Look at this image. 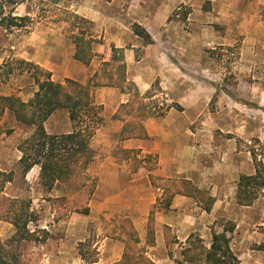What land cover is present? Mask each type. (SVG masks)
<instances>
[{
    "label": "rangeland",
    "instance_id": "374dc122",
    "mask_svg": "<svg viewBox=\"0 0 264 264\" xmlns=\"http://www.w3.org/2000/svg\"><path fill=\"white\" fill-rule=\"evenodd\" d=\"M78 1L80 0H0V20L3 16L25 18L22 22L18 21L25 25L23 27L7 28L0 24V97L14 96L25 103L33 98L37 90L31 75L33 71L28 65L19 63L21 60L50 71L56 82L64 83L71 79L67 75L75 73L73 65L77 49L74 38L78 35L95 41L91 46V61L85 64L90 65L93 59L96 63L101 62L93 76L101 74L103 65L112 61L113 49L117 50L115 55L118 57V63L114 65L125 64L123 50L113 45L109 61L102 62V55L95 53L94 45L103 42L99 38L102 28H97L94 22L77 13ZM101 1L106 3L105 7ZM101 1L93 0L89 8L93 11L111 10L112 15L107 19L106 25L113 33L127 32L125 21L129 17H125L126 14L131 11L139 12L141 20L138 21L148 24L149 37L157 43L147 46L145 43L148 44L151 39H138L141 40V45L137 57L145 54L143 47L147 51L152 50L154 55L157 54L155 52L160 53L157 54L158 62L165 61L174 67V71L167 70L168 76L175 75L180 78H176L178 81L186 78L193 87V93L188 97L190 102L183 104L207 105L202 112L188 114L193 120L190 130L196 143L200 145L205 141L207 145L227 149L235 147L238 152L249 153L255 165L260 162L264 164V3L260 0ZM135 26L138 25H131L134 32ZM139 28L143 29L141 26ZM38 61H48L52 70L41 66ZM110 69L118 76L122 74V70L115 67L104 71ZM170 77L167 78V85L160 84L157 79L146 93H141L126 78L133 87L126 86L124 90L118 88L129 95V101L121 106L128 104L130 107L121 109L120 106L113 119L131 123L129 129L132 133L135 131L144 135L139 138H148L144 122L166 117L169 110L179 106L172 94L173 80ZM119 83L122 84V81ZM95 87L107 86H92L93 103ZM168 99L172 102L167 103ZM61 110L66 109L56 111ZM127 112L130 114L126 115ZM107 121L109 119L103 117L101 124L95 127L94 137ZM0 125L3 129L0 134V171L11 178V182L5 185L4 194L10 198L30 201L32 208L25 229V240L18 242L15 239L17 229L6 220L0 221V238L4 243L10 244L9 249L15 255L17 263L23 264L25 253L33 246L47 243L49 239L62 234L57 229L65 225L60 223L61 225L55 226V223L72 218L79 220L90 213L89 204L96 188L88 201L85 200L77 209L66 205L63 184L58 183L52 191H48L41 183L39 166L33 167L26 174L23 171L24 167L20 163L22 153L18 147L33 130L19 123L8 109L2 112ZM119 139L122 140L121 134ZM91 142L89 147L93 158L95 155L102 156L103 151L100 148L93 150ZM118 158L127 161L133 171L141 165L152 171L157 164L156 156L149 154L137 158L133 151L120 150ZM91 163L86 173L96 182L97 187V177L88 171ZM149 179L152 183L151 174ZM262 195L263 191L257 199L261 200ZM161 204L157 206L163 208V203ZM154 213L151 212L149 219L154 217ZM119 216L122 215H117ZM57 217L59 220H56ZM96 240L91 232L89 239L76 246L75 257L84 264L97 260ZM256 247H264V243Z\"/></svg>",
    "mask_w": 264,
    "mask_h": 264
},
{
    "label": "crops",
    "instance_id": "0c3cea01",
    "mask_svg": "<svg viewBox=\"0 0 264 264\" xmlns=\"http://www.w3.org/2000/svg\"><path fill=\"white\" fill-rule=\"evenodd\" d=\"M92 1H78L77 13L94 22L97 28H102L99 38L103 42L94 45L95 53L102 55L101 61L111 59L113 45L123 50L127 81L134 83L141 93L151 89L157 79L162 85L169 84L167 70L174 71V67L165 61L158 62L160 53L155 52L158 55H154L152 50L147 51L143 47L145 54L137 57L141 45L138 39L141 37L132 30L131 25L136 23L150 35L148 24L138 21L141 20L139 12L126 14L125 17H129L125 21L127 32L113 33L106 25L112 15L111 10L93 11L89 8ZM260 1L264 3V0ZM101 2L105 7L106 3ZM150 39L145 44L156 45L157 42L152 37ZM37 63L52 70L48 61ZM100 63L93 59L90 65H85L75 59V73L71 72L67 77L85 85L98 71ZM176 78L172 75L169 79L173 80L172 94L179 106L169 110L166 117L144 122L148 138L120 140L125 123L113 119V116L122 104L129 101V95L118 87L94 88V103L102 106V115L109 121L97 130L91 142V148H100L103 154L95 155L88 170L98 179L89 204L90 213L79 220L72 218L55 223V226L60 223L65 225L57 229L62 234L49 239L47 243L33 246L25 253L23 264H84L75 257V250L79 243L90 238L91 232L97 238L95 247L98 252V259L91 264L119 263L128 242L113 224L117 215L131 221L139 236L137 246L153 264H191L182 256L191 237L198 236L209 250L213 234L222 233L230 238V248L239 264H264V249L256 247L264 243V191L261 200L257 199L249 206L240 205L236 196L240 176L256 174L255 162L249 153L238 152L235 147L227 149L207 145L205 141L200 145L196 143L190 130L193 120L188 114L202 112L207 105L183 104L190 102L188 97L192 95L193 87L186 78L179 81L177 79L180 78ZM44 127L47 133L54 135L73 132V123L67 110L55 111L45 121ZM120 150L136 152L137 158L152 154L157 157L156 167L148 171L141 165L133 171L127 161L119 160ZM149 174L164 181L163 185H152ZM177 180L191 183L207 192L214 199L211 210L207 211L204 201L189 190L186 192L178 187L182 190L177 191L173 183ZM167 195H171L169 206L159 208ZM153 211L154 233L149 240V215ZM227 224H233L234 230L225 231Z\"/></svg>",
    "mask_w": 264,
    "mask_h": 264
},
{
    "label": "trees",
    "instance_id": "16d2710c",
    "mask_svg": "<svg viewBox=\"0 0 264 264\" xmlns=\"http://www.w3.org/2000/svg\"><path fill=\"white\" fill-rule=\"evenodd\" d=\"M75 18L78 17L75 16ZM24 20V17L3 16L0 24L7 28L23 27L25 25L19 24L18 21ZM135 33L144 39H148L147 41L150 40L149 35L139 26H135ZM74 40L77 49L75 59L84 64H89L92 56L91 46L95 41L92 38L84 39L79 35ZM116 52L117 50L113 49L112 61L105 63L103 68H120L122 74L118 76L111 69L106 70V72L103 69L101 74L96 73L87 85H82L72 79H67L64 83L56 82L53 80L50 71L21 60L19 63L28 65L33 71L31 75L37 86L33 98L25 103L14 96L0 97V117L2 112L8 109L19 123L33 130L18 147L22 153L20 163L24 167V173L26 174L33 167L39 166L43 186L48 191H52L58 183L63 184L66 205L73 209H77L85 200L87 202L96 188V182L87 175L86 170L93 161L89 146L95 134V127L99 126L103 120L101 115L103 108L92 102L91 88L92 86H109L120 87L124 90L126 86L133 87L132 83L126 81L125 64L114 65V63H118ZM120 81L122 84L119 83ZM128 107L130 105L126 104L121 106V109ZM59 109H66L69 112L70 120L74 124L72 133L64 135L47 133L44 123ZM129 114L126 113V115ZM130 124L125 122L121 131L122 140L144 136L135 131L132 133L129 129ZM2 130L0 125V134ZM151 180L154 186H162V182H164L152 175ZM8 182H11L10 176L0 171V221L11 222L17 229L14 235L15 239L21 242L26 238L25 229L32 213L31 202L6 196L4 188ZM173 183L177 191L182 190L178 188L180 187L186 192L189 190L192 195L199 196L204 201L205 209L211 210L214 199L207 192L201 191L193 184H188L182 180L173 181ZM262 191H264V164L260 162L256 164L255 175L240 176L236 195L237 201L240 205L249 206ZM170 197L171 195H167L163 199V208L169 206ZM56 220H59L58 217ZM152 222L153 218L149 219V240L153 238L152 234L154 233ZM113 224L121 234L126 236L128 242L124 257L117 264H153L137 246L139 236L131 221L125 216H119L113 220ZM233 230V224L225 226V231ZM9 246L10 244L4 243L0 238V264H18ZM182 256L185 261L191 264H239L237 257L230 248V238L225 233L213 234L209 250L206 249L198 236L193 235L189 246L183 250ZM95 261L90 262V264Z\"/></svg>",
    "mask_w": 264,
    "mask_h": 264
},
{
    "label": "built area",
    "instance_id": "2783aa9c",
    "mask_svg": "<svg viewBox=\"0 0 264 264\" xmlns=\"http://www.w3.org/2000/svg\"><path fill=\"white\" fill-rule=\"evenodd\" d=\"M166 97H168V96L166 95ZM166 102H167V103H171L172 100H169V99H168V100H166Z\"/></svg>",
    "mask_w": 264,
    "mask_h": 264
}]
</instances>
